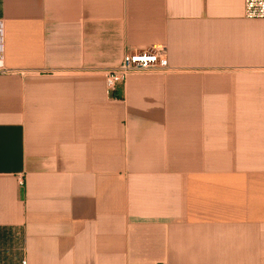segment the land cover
Here are the masks:
<instances>
[{
  "label": "crops",
  "instance_id": "obj_1",
  "mask_svg": "<svg viewBox=\"0 0 264 264\" xmlns=\"http://www.w3.org/2000/svg\"><path fill=\"white\" fill-rule=\"evenodd\" d=\"M0 21V264H264L245 0H0ZM152 48L168 69L108 91Z\"/></svg>",
  "mask_w": 264,
  "mask_h": 264
},
{
  "label": "built area",
  "instance_id": "obj_2",
  "mask_svg": "<svg viewBox=\"0 0 264 264\" xmlns=\"http://www.w3.org/2000/svg\"><path fill=\"white\" fill-rule=\"evenodd\" d=\"M245 16L249 19H264V0H245ZM4 24L0 21V57L3 53ZM169 67L164 50L152 48L134 50L125 54L121 64L105 72L106 87L112 92L118 83H125L136 72L166 70ZM22 264L27 261L22 260Z\"/></svg>",
  "mask_w": 264,
  "mask_h": 264
}]
</instances>
